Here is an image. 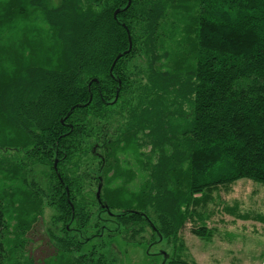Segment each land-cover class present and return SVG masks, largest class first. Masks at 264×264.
<instances>
[{
	"label": "trees",
	"instance_id": "trees-1",
	"mask_svg": "<svg viewBox=\"0 0 264 264\" xmlns=\"http://www.w3.org/2000/svg\"><path fill=\"white\" fill-rule=\"evenodd\" d=\"M126 6L0 0V264H197L192 208L264 184V0Z\"/></svg>",
	"mask_w": 264,
	"mask_h": 264
},
{
	"label": "rangeland",
	"instance_id": "rangeland-1",
	"mask_svg": "<svg viewBox=\"0 0 264 264\" xmlns=\"http://www.w3.org/2000/svg\"><path fill=\"white\" fill-rule=\"evenodd\" d=\"M131 161L135 162V158ZM192 210V219L185 222L179 235L181 244L177 243L182 259L197 264H264V184L241 179L231 186L219 187L202 207ZM48 218L45 215V223ZM200 226L208 232L205 240L193 234ZM37 234L42 238L41 229ZM115 240L119 251L117 264H149L146 247ZM34 249L39 257L36 245ZM158 249L170 253L165 243L154 245L150 253ZM158 263L161 264L160 259Z\"/></svg>",
	"mask_w": 264,
	"mask_h": 264
},
{
	"label": "water",
	"instance_id": "water-1",
	"mask_svg": "<svg viewBox=\"0 0 264 264\" xmlns=\"http://www.w3.org/2000/svg\"><path fill=\"white\" fill-rule=\"evenodd\" d=\"M130 3H131V0H127V6L126 7H128L129 5H130ZM118 11H116L115 13H114V18H115V16H116V13H117ZM128 42H129V48H128V51L131 49V40H130V37H128ZM118 57H120V55L119 56H117V58H116V60L118 59ZM115 60V61H116ZM94 82H96V80H93ZM118 83H119V81H118ZM120 84V83H119ZM117 99V95H116V98H115V100ZM54 166H56V161H55V163H54ZM100 191H101V186L99 185L98 187H97V190H96V198H97V200H99V196H100ZM66 192H67V197H68V191H67V189H66ZM103 207H105L106 208V206L105 205H103Z\"/></svg>",
	"mask_w": 264,
	"mask_h": 264
},
{
	"label": "flooded vegetation",
	"instance_id": "flooded-vegetation-1",
	"mask_svg": "<svg viewBox=\"0 0 264 264\" xmlns=\"http://www.w3.org/2000/svg\"><path fill=\"white\" fill-rule=\"evenodd\" d=\"M161 252H162V250L161 249H158L157 252L150 253V255L157 256Z\"/></svg>",
	"mask_w": 264,
	"mask_h": 264
}]
</instances>
